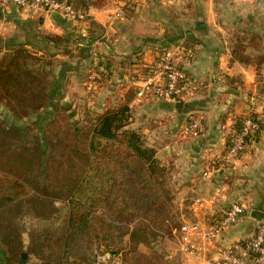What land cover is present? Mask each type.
Segmentation results:
<instances>
[{"label":"crops","instance_id":"obj_1","mask_svg":"<svg viewBox=\"0 0 264 264\" xmlns=\"http://www.w3.org/2000/svg\"><path fill=\"white\" fill-rule=\"evenodd\" d=\"M77 1L89 14L87 22L78 26L85 34L102 37L101 57L113 63L112 76L104 86L107 89L100 91L125 94L130 90V126L142 133L160 163L172 170L177 223L209 222L231 204L244 206L246 212L239 224L227 229L219 240L199 244L198 258L179 251L176 229L172 239L162 244L167 264H212L227 245L253 236L259 222L252 217L253 211L264 214V63L258 69L233 56L235 39L248 34L262 42L258 50L248 47L246 55L264 56V0H105L103 7L90 5L94 0ZM121 9L124 15L118 17ZM13 11L19 21L46 29L48 34L66 32L65 21L57 15L25 17L14 7L4 12L0 8V22L5 20L2 13ZM127 36L130 44L122 46ZM178 43L195 54L187 68L195 85L192 98L180 112L177 103L139 100L137 89L149 76L152 62ZM250 115L258 118L262 127L244 156L230 170L204 179L208 162L227 149L229 130ZM191 116L203 119L206 133L184 139L181 130ZM140 246L144 247V242Z\"/></svg>","mask_w":264,"mask_h":264},{"label":"trees","instance_id":"obj_2","mask_svg":"<svg viewBox=\"0 0 264 264\" xmlns=\"http://www.w3.org/2000/svg\"><path fill=\"white\" fill-rule=\"evenodd\" d=\"M73 2L75 7L85 10L81 1ZM105 4V0L90 3L96 7ZM261 42L256 35L240 37L234 45V59L259 69L264 56L252 58L246 55V51L248 47L260 49ZM30 59L27 50L20 51L19 67L26 68ZM60 77L48 94L49 105L54 104L60 93L62 73ZM3 79L8 90L21 87V82L7 72ZM129 115V108L124 106L101 118L91 137L89 170L66 192L42 188L35 180L36 175H45L47 171L46 149L40 141L27 146L22 140L23 129L0 127V260L5 264H17L24 251L17 223L22 212L18 215L16 211L22 207L19 200L32 191L41 192L45 198V210L38 218L48 222V226L50 222H60L59 226H49L32 235L28 253L38 260L36 264H91L83 256L86 252L99 250H103L102 254L94 255V258L106 257L110 263L122 254L124 264H129L125 250L114 248L109 234L113 232L112 227L104 219L96 217L98 210H105L111 219H125L128 223L145 218L153 228L168 231V234L180 228L163 180L167 167L157 159L155 149L146 144L142 133L129 125ZM21 140L23 146L20 147ZM30 176L33 180H29ZM57 201L68 205L67 214L61 220L54 205ZM141 234L144 236L146 231L136 229L130 232L131 247L145 241Z\"/></svg>","mask_w":264,"mask_h":264},{"label":"rangeland","instance_id":"obj_3","mask_svg":"<svg viewBox=\"0 0 264 264\" xmlns=\"http://www.w3.org/2000/svg\"><path fill=\"white\" fill-rule=\"evenodd\" d=\"M121 11L117 12L118 17L124 15V10ZM14 14V11L12 14L2 13L1 19L5 20L0 22V127L3 129L15 126L23 129L22 140H25L27 146H34L40 141L46 149L47 171L45 175H36L35 180L42 188L44 186L54 192H66L89 170L92 160L91 137L101 118L124 106L130 110V90L125 94L100 91L111 77L97 91L95 90L96 92L89 90L87 81L98 62L107 63L110 70L113 69L110 59L101 57L102 37L99 35L94 36L91 32L85 34L81 27L67 22L64 25L66 31L64 34H48L46 29L38 30L37 26L29 24L28 21H19L18 16ZM119 31L123 33L122 28ZM100 33L99 31L98 34ZM239 39L240 36L235 39L236 43ZM127 43L130 44L129 36L121 45ZM23 49L28 51L31 59L26 63L27 67L21 69L19 54ZM126 52L130 57V50ZM6 72L21 82L20 88L7 89L3 79ZM61 73L63 79L60 80L62 82L60 93L55 97L54 104L49 105L48 94L61 78ZM128 122L130 125V119ZM22 140L20 147L23 146ZM171 173L172 170L168 168L163 180L170 194V205L174 208L175 195L170 183ZM29 180H33V176H30ZM20 182L24 184L23 180ZM41 195V192L32 191L29 196L22 197L19 200L22 207L16 211L18 215L22 212V217L17 223L24 243L23 252L28 254L26 264H35V257L28 253L32 235L49 226L60 224L59 221L50 222L48 226V222L38 218L45 210V198ZM54 205L60 212V220L63 219L68 211L67 203L57 201ZM95 213L96 217L104 219L112 227L113 232L111 230L109 234L113 238L114 248L125 250L129 264L168 263L163 260L166 251L165 245H162L168 238L172 239V234H168V231L156 230L145 218H137L128 223L125 219L109 218L105 210H98ZM136 229L146 231L141 237L145 238L144 247L147 249L140 246L141 243L135 248L131 247L130 232ZM102 251H95L96 254L94 251L86 252L83 257L91 264L94 262L113 264L109 263L106 257L94 258V255L102 254ZM19 259L17 264H20ZM0 264L5 262L1 259Z\"/></svg>","mask_w":264,"mask_h":264},{"label":"built area","instance_id":"obj_4","mask_svg":"<svg viewBox=\"0 0 264 264\" xmlns=\"http://www.w3.org/2000/svg\"><path fill=\"white\" fill-rule=\"evenodd\" d=\"M10 7H15L25 17L52 14L73 25L83 24L89 18L88 12L75 7L73 0H0L2 11ZM194 57V51L183 43L164 50L150 65V74L138 87L137 98L169 103L188 101L193 96L195 85L187 68ZM111 73L106 63L98 62L87 81L89 90L97 91L111 77ZM261 127L260 120L250 115L244 117L238 127L229 130L227 149L208 162L203 178L210 179L219 172L230 170L244 156ZM206 129L202 118L191 116L182 127L181 136L184 139L199 138L206 133ZM245 212L243 205L234 203L209 222L182 224L175 230L179 251L198 258L201 255L199 244L219 240L227 229L241 222ZM113 264H124L123 255L116 257ZM212 264H264V220L258 222L251 238L227 245Z\"/></svg>","mask_w":264,"mask_h":264},{"label":"water","instance_id":"obj_5","mask_svg":"<svg viewBox=\"0 0 264 264\" xmlns=\"http://www.w3.org/2000/svg\"><path fill=\"white\" fill-rule=\"evenodd\" d=\"M183 107H184V102H179V103L175 104V108L177 110H179V112H180V109H182ZM252 217L258 221L264 220V214L260 211H253ZM27 258H28V254L23 252L20 256L19 263L20 264H26Z\"/></svg>","mask_w":264,"mask_h":264}]
</instances>
